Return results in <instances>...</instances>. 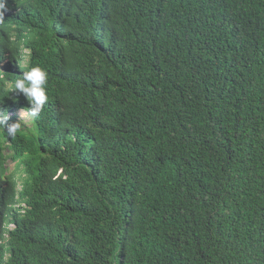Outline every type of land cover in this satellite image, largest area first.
<instances>
[{"label":"trees","instance_id":"16d2710c","mask_svg":"<svg viewBox=\"0 0 264 264\" xmlns=\"http://www.w3.org/2000/svg\"><path fill=\"white\" fill-rule=\"evenodd\" d=\"M6 7L0 109L49 99L0 130V264H264V0Z\"/></svg>","mask_w":264,"mask_h":264},{"label":"clouds","instance_id":"9594fccd","mask_svg":"<svg viewBox=\"0 0 264 264\" xmlns=\"http://www.w3.org/2000/svg\"><path fill=\"white\" fill-rule=\"evenodd\" d=\"M6 11H7L6 0H0V18L4 16ZM28 52L29 51L27 49L22 50V55H23L21 61L22 65H26L27 63ZM24 59L26 60L25 63H23ZM4 62L5 59L0 60V68L2 67ZM46 82H47V72L39 66L31 67L29 70L24 71L21 75V78L15 81L14 84L15 91L23 94L26 97L28 103L30 104V108L27 109L25 106H23V103H20V101H16L14 102V106L0 109V130L3 129V131L6 133L8 138H13L18 131H28L33 129L34 120H36V117L39 116V114L42 112L45 104L49 99L47 95ZM15 112H21V114L22 112H24L27 113L30 117H32L30 121L31 126L29 127L25 126L26 122L19 120L18 118L19 114L13 115ZM7 145H10L9 142L6 143V146ZM8 160H12V159L9 158ZM13 161H17V160H13ZM21 165H23V163L19 161L16 162L17 168ZM24 168L25 166L23 165L21 176L20 175L17 176L14 171H10L15 174L16 193L22 192L23 190V179L26 177ZM23 174L24 176L22 177ZM18 185H21L19 191L17 189ZM21 207L26 208L27 206L25 203H22ZM14 227L15 226L12 223L7 224L8 231L12 230ZM4 237L8 239V232L4 234Z\"/></svg>","mask_w":264,"mask_h":264},{"label":"rangeland","instance_id":"374dc122","mask_svg":"<svg viewBox=\"0 0 264 264\" xmlns=\"http://www.w3.org/2000/svg\"><path fill=\"white\" fill-rule=\"evenodd\" d=\"M25 61L26 60L24 59L23 63H25ZM16 114H19V116H18L19 120H22V121L26 122L25 126H28V127L31 126V122L30 121H31L32 117H30L27 113H24V112H22V114H21V112H15L13 115H16ZM5 152H6L7 155L11 154V151H9V150H6ZM16 162L17 161L7 160V169H8L9 172L10 171H14L17 176H19V175L21 176L23 165H21V166H19L17 168L16 167ZM23 176H24V174L22 175V177ZM19 181H20V179H19ZM20 188H21V185H18V187H17L18 191L20 190Z\"/></svg>","mask_w":264,"mask_h":264}]
</instances>
